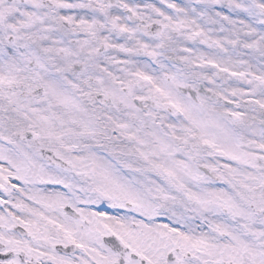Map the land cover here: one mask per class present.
Segmentation results:
<instances>
[{
    "label": "snow or ice",
    "instance_id": "obj_1",
    "mask_svg": "<svg viewBox=\"0 0 264 264\" xmlns=\"http://www.w3.org/2000/svg\"><path fill=\"white\" fill-rule=\"evenodd\" d=\"M0 264H264V0H0Z\"/></svg>",
    "mask_w": 264,
    "mask_h": 264
}]
</instances>
